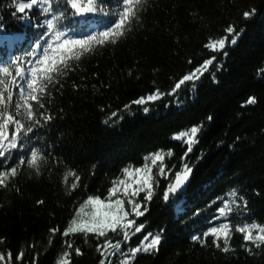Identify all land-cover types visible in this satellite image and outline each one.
Masks as SVG:
<instances>
[{
	"label": "trees",
	"instance_id": "1",
	"mask_svg": "<svg viewBox=\"0 0 264 264\" xmlns=\"http://www.w3.org/2000/svg\"><path fill=\"white\" fill-rule=\"evenodd\" d=\"M104 2L106 11L115 9L116 0ZM59 4L71 17L74 10L63 0ZM252 9L255 15L246 20L243 13ZM14 12L12 0H0V39L25 22ZM139 17L117 42L98 45L72 60L71 70L49 87L42 111L53 120L38 128L32 141L44 154L40 174L25 163L7 187H0L2 264H57L68 241L73 244L67 249L72 264H100L101 259L117 264L122 257H102L97 251L104 238L61 232L87 196L107 201L114 180L133 184L142 175L129 177L123 169L144 165L157 181L151 201H144L145 193L137 198L148 209L138 218L145 229L127 242L122 234H108L113 242L122 241L125 252L139 245L144 234H161L159 250L139 252L133 264H264V247L245 245L243 235L235 231L245 223L264 225V0H146ZM44 18L38 9L29 10L27 28L33 42L42 35L35 25ZM230 24L243 31L236 45L225 49L226 57L204 47L210 38L223 37ZM26 53L13 54L24 58L22 66L30 58ZM212 55L217 60L196 81L195 90L189 83L177 96L143 106L131 103L156 88L169 92L177 80ZM12 90L10 110L19 96L18 88ZM249 97H255L256 103L248 104ZM144 107L150 111L145 113ZM114 112L118 115L112 118ZM105 120L110 122L106 125ZM201 124L198 144L182 159L187 146L174 135ZM153 153L166 157L165 176L159 175L161 162L152 164ZM185 163L193 171L178 210L177 203L165 202L163 194ZM77 176L79 182L72 190ZM233 189L248 206L220 217L217 209L223 201L217 197ZM222 223L231 226L228 252L216 248L211 236H202ZM53 227L59 229L54 235L49 232ZM193 235L205 239V244L192 241ZM75 248L83 254L77 256ZM21 252L23 257L15 259Z\"/></svg>",
	"mask_w": 264,
	"mask_h": 264
},
{
	"label": "snow or ice",
	"instance_id": "2",
	"mask_svg": "<svg viewBox=\"0 0 264 264\" xmlns=\"http://www.w3.org/2000/svg\"><path fill=\"white\" fill-rule=\"evenodd\" d=\"M63 3L74 10L71 16L80 18L74 21L85 29L79 38L74 34V29H68L63 24V21L69 17L67 7L64 11L60 10L59 0H55V2L54 0H12V7L15 8L14 15H19L21 20L31 22L29 20L30 9H38L45 18L40 21L39 25H35L40 29L42 35H39L32 43V51L26 53L27 56L36 57L35 60L27 61L29 67L22 66L23 57H16L8 64L0 65V187H7L11 180L17 176L19 165L25 163L29 168L34 169L37 175L40 174L39 166L44 160V154L39 148L32 146V141L35 138L36 130L53 120L50 113L45 115L42 111L45 109L43 100L49 87L58 83L57 78L65 71L71 70L69 63L72 60H79L83 54L90 52L98 45L115 43L131 31L133 21L138 22L140 19L139 12L146 0H116L115 9L110 11H106L108 6L104 0H63ZM255 11V9L245 11L243 13L244 18L250 19L255 15ZM91 16H102L106 22L104 20L99 21L97 30L88 34V30L94 22ZM242 31L237 32L235 25L230 24L224 29L225 35L223 37L210 38L204 47L214 54L223 53L226 57L228 52L225 49L229 45H236ZM38 48H42V52L38 53L36 51ZM216 60L217 55L204 59L202 64L177 80L169 92H161L159 88H156L147 96H141L131 103L143 106L161 100L165 96H177L179 91L189 83L193 85V90H195L196 81L201 79ZM188 63L191 64L193 61L189 59ZM221 67L222 65H217L218 69ZM213 79H215V74H213ZM16 88L19 89V96L15 99L14 110H10L9 105L14 100L12 89ZM177 103L179 104V101ZM247 103H256V98L249 97ZM129 107L130 105L125 106L126 109ZM143 110L145 113L150 111L148 107H144ZM117 115L116 112L112 113V118ZM208 119L210 121L211 117ZM109 122V120L104 121L106 125ZM201 130L202 124L193 125L190 130H184L174 135V139L182 140L187 146V152L182 159H186L188 154L193 151V146L198 144ZM151 155L154 157L153 165L161 162L159 175L165 176L166 168L162 162L166 157L161 153ZM167 155L171 156L172 150H168ZM17 157L16 164L8 166L10 160ZM192 171L193 168L185 163L181 171L175 173V179L170 181L164 191V201H175L178 210ZM122 173L129 177H132L134 173H142V175L133 184H127L123 179L114 180L112 182L113 187L109 189V196L106 198L107 202L98 196H87L75 209V214L69 219L61 235L69 236L70 234L83 233L87 236L91 233L104 238L103 246L96 245L97 251L102 257L114 258L118 255L122 257L118 264H133V260L139 252L158 251L162 240L159 232L156 234L147 233L143 235V239L136 247L128 248L127 252L122 248V241H129L135 234L142 233L145 229V224L138 223V218L143 217L148 209L143 202H138L137 198L141 193H145L144 201H151L157 181L152 176V169L148 168L147 165L131 171L125 168ZM72 174L74 175V173ZM79 179L78 176L75 178V182L71 185L72 190H75ZM121 195L124 198H121ZM217 200L223 201L222 206L217 209L220 217H228L241 206L245 209L248 206L247 200L239 196L236 189L224 196L217 197ZM41 203L43 201H37V204ZM86 205L91 207V211H84ZM58 231L59 229L56 227L49 229L53 235ZM235 231L243 235L245 245H252L257 249L264 247V225L258 222L245 223L242 226L237 225ZM109 233L122 234V241L115 240L113 242L109 239ZM202 236H211L213 245L222 252L231 250L229 247L231 236L229 223H222L219 227H209ZM191 240H199L201 245L205 244V239L197 235H193ZM221 240L223 247H221ZM66 243L67 249L73 247L70 241ZM49 244H51V236L49 237ZM32 246L34 247V245ZM67 249L60 254L57 264H72L71 253ZM246 251L251 252L252 247H246ZM75 254L80 256L83 253L80 248H75ZM23 255L24 253L21 252L15 259H21ZM0 259H5V257L0 256ZM100 264H107V262L101 259Z\"/></svg>",
	"mask_w": 264,
	"mask_h": 264
},
{
	"label": "rangeland",
	"instance_id": "3",
	"mask_svg": "<svg viewBox=\"0 0 264 264\" xmlns=\"http://www.w3.org/2000/svg\"><path fill=\"white\" fill-rule=\"evenodd\" d=\"M105 202H107V201H105ZM84 211L85 212L91 211V207L86 205L85 208H84ZM71 259H72V256H71ZM2 263H5V261L3 259H0V264H2ZM117 264H118V262H117Z\"/></svg>",
	"mask_w": 264,
	"mask_h": 264
}]
</instances>
